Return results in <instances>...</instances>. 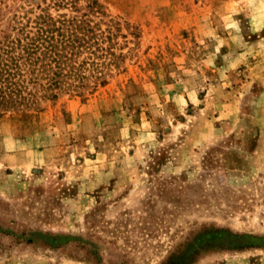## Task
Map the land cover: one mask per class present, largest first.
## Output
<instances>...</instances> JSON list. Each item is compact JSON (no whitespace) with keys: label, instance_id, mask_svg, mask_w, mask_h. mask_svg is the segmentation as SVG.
<instances>
[{"label":"rangeland","instance_id":"1","mask_svg":"<svg viewBox=\"0 0 264 264\" xmlns=\"http://www.w3.org/2000/svg\"><path fill=\"white\" fill-rule=\"evenodd\" d=\"M90 1L105 81L0 109V264H264V0H0V28Z\"/></svg>","mask_w":264,"mask_h":264},{"label":"trees","instance_id":"2","mask_svg":"<svg viewBox=\"0 0 264 264\" xmlns=\"http://www.w3.org/2000/svg\"><path fill=\"white\" fill-rule=\"evenodd\" d=\"M88 6L58 17L43 8L34 17L18 15L12 31L0 28V109L30 106L41 97L105 81L118 54L102 43L120 25L97 1ZM94 15H101L100 21Z\"/></svg>","mask_w":264,"mask_h":264}]
</instances>
